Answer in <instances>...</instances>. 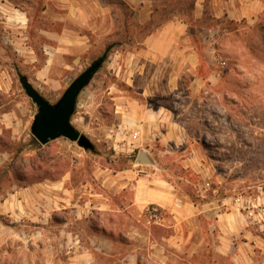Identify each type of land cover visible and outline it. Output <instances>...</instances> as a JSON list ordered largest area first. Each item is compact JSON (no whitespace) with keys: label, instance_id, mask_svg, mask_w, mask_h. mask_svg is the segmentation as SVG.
<instances>
[{"label":"crops","instance_id":"obj_1","mask_svg":"<svg viewBox=\"0 0 264 264\" xmlns=\"http://www.w3.org/2000/svg\"><path fill=\"white\" fill-rule=\"evenodd\" d=\"M0 19L14 48L26 59L40 48L47 69L116 45L114 63L131 89L120 106L122 126L139 132L141 143L195 144L185 114L235 95L228 81L240 77L241 65L234 57L249 54V33L264 37V0H0ZM2 108L0 264H179L203 253L211 212L221 230L213 239L218 254L233 264H257V253L264 255L247 222L225 232L220 204L183 194L155 162L99 166L90 180H76L73 172L85 171L76 169L35 181L33 137L16 108Z\"/></svg>","mask_w":264,"mask_h":264},{"label":"rangeland","instance_id":"obj_2","mask_svg":"<svg viewBox=\"0 0 264 264\" xmlns=\"http://www.w3.org/2000/svg\"><path fill=\"white\" fill-rule=\"evenodd\" d=\"M4 27L0 24V105L2 112L16 108L24 123V133L33 137L30 129L38 107L26 94L20 77L27 78L55 105L73 81L103 56L105 47L88 54L80 63L53 64L47 69V56L40 48L35 49L32 59H26L24 49H15L7 40ZM248 35L249 54L244 52L234 57L240 61L241 75L228 81L235 95L225 96L224 101L210 99L209 105H204L207 110L199 108L185 114L194 125L188 133L198 142L176 145L140 140L132 153L123 149L120 134V129L126 127L122 126L120 106L131 89L122 76V65L114 63L115 49L80 94L72 117L73 126L92 141L95 150L85 151L65 138L45 146L38 142L40 146L35 147L31 158L33 179L39 180L43 175L58 178L72 170L85 169L73 172L74 178L90 180L93 168L108 166L122 170L139 163V154L145 152L157 164L155 167L166 170L163 174L172 175L183 194L201 202L219 203L227 227L225 232L238 231V225L247 222L248 230L261 236L259 246L264 248V37L259 32ZM16 167L21 177L25 173L24 156L18 158ZM224 201L226 206L222 204ZM214 216L211 212L210 237L205 241L208 244L203 253L187 262L178 259L179 264H233L215 250L213 239L217 229L221 230L216 228ZM205 221L197 223L195 228L198 237L195 247L201 242L200 236H205ZM256 249L262 253L260 248ZM256 259L257 264L263 262L264 255L257 253Z\"/></svg>","mask_w":264,"mask_h":264},{"label":"water","instance_id":"obj_3","mask_svg":"<svg viewBox=\"0 0 264 264\" xmlns=\"http://www.w3.org/2000/svg\"><path fill=\"white\" fill-rule=\"evenodd\" d=\"M105 60L106 56H103L95 61L73 81L55 105L46 100L27 78L20 77V82L26 94L38 107V114L31 125V133L37 142L45 146L52 141L65 138L77 143L85 151L95 150L92 141L73 126L72 117L75 114L80 94L91 83ZM138 162L153 165L152 160L145 152L139 154Z\"/></svg>","mask_w":264,"mask_h":264},{"label":"built area","instance_id":"obj_4","mask_svg":"<svg viewBox=\"0 0 264 264\" xmlns=\"http://www.w3.org/2000/svg\"><path fill=\"white\" fill-rule=\"evenodd\" d=\"M120 134L123 136V149L131 153L134 152L137 148V144H140V133L137 131H131L127 127H124L123 129H120ZM222 204L226 206L227 201H224ZM151 218L154 221H159L161 219L160 212L158 209L152 210Z\"/></svg>","mask_w":264,"mask_h":264},{"label":"trees","instance_id":"obj_5","mask_svg":"<svg viewBox=\"0 0 264 264\" xmlns=\"http://www.w3.org/2000/svg\"><path fill=\"white\" fill-rule=\"evenodd\" d=\"M115 46L116 45H108L106 48H105V51H104V54H103V56H106V60H107V58H108V56L111 54V53H113V51L115 50ZM102 56V57H103ZM40 146V144L33 138L32 139V142H31V149L32 150H34L35 149V147H37V146ZM19 150H21V148H19ZM206 202H209L208 200L206 201H202V203H206Z\"/></svg>","mask_w":264,"mask_h":264}]
</instances>
